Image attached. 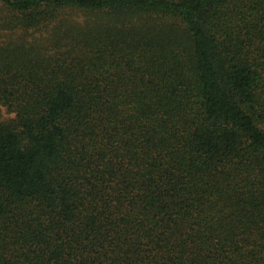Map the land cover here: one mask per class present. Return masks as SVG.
Wrapping results in <instances>:
<instances>
[{
	"label": "trees",
	"instance_id": "16d2710c",
	"mask_svg": "<svg viewBox=\"0 0 264 264\" xmlns=\"http://www.w3.org/2000/svg\"><path fill=\"white\" fill-rule=\"evenodd\" d=\"M0 264H264V0H0Z\"/></svg>",
	"mask_w": 264,
	"mask_h": 264
}]
</instances>
